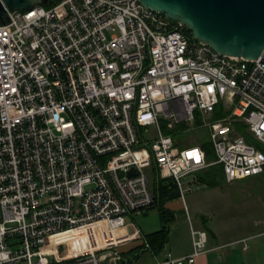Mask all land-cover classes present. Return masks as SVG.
I'll use <instances>...</instances> for the list:
<instances>
[{
  "label": "built area",
  "instance_id": "built-area-1",
  "mask_svg": "<svg viewBox=\"0 0 264 264\" xmlns=\"http://www.w3.org/2000/svg\"><path fill=\"white\" fill-rule=\"evenodd\" d=\"M2 2L0 264H120L129 215L156 203L152 170L183 199L216 163L228 182L264 173V52L223 54L141 0ZM199 126L214 160L176 137ZM94 224L129 236L75 252L57 238ZM192 236L190 254L157 264L209 250L206 229Z\"/></svg>",
  "mask_w": 264,
  "mask_h": 264
},
{
  "label": "crops",
  "instance_id": "crops-1",
  "mask_svg": "<svg viewBox=\"0 0 264 264\" xmlns=\"http://www.w3.org/2000/svg\"><path fill=\"white\" fill-rule=\"evenodd\" d=\"M198 173L186 177L184 199L178 196L165 200L161 204L162 209L156 199V203L142 213L129 215L136 231L127 242L114 248L121 253L126 264H157L167 253H171L173 257L190 254L193 250V227L208 231L209 250L190 264H264V178H247L248 181L242 179L245 181L242 183L245 188H256L257 183L258 187L262 186L257 192L263 197L249 199L237 205L236 209L243 211V216L237 217L234 203L223 205L219 201L222 194L219 185L208 186L201 183ZM152 174L155 182L156 172L152 170ZM154 182L151 187L155 193ZM134 215L142 217L135 220ZM96 225L83 227L87 228L84 233L71 230L76 231L69 242L71 252L104 246L109 242L120 243L129 236L126 228L109 231ZM97 227H102L98 236ZM165 227L169 229V238L163 250L157 252L149 249L147 235ZM70 232L60 234L57 238L66 240ZM139 248L141 249L138 250ZM138 252L140 254L135 258Z\"/></svg>",
  "mask_w": 264,
  "mask_h": 264
},
{
  "label": "water",
  "instance_id": "water-1",
  "mask_svg": "<svg viewBox=\"0 0 264 264\" xmlns=\"http://www.w3.org/2000/svg\"><path fill=\"white\" fill-rule=\"evenodd\" d=\"M11 10H30L48 0H3ZM190 28L199 41L223 54L256 59L264 52V0H141ZM0 15L7 22L0 0ZM130 232L136 228L132 224ZM120 264H126L122 260Z\"/></svg>",
  "mask_w": 264,
  "mask_h": 264
},
{
  "label": "trees",
  "instance_id": "trees-1",
  "mask_svg": "<svg viewBox=\"0 0 264 264\" xmlns=\"http://www.w3.org/2000/svg\"><path fill=\"white\" fill-rule=\"evenodd\" d=\"M57 1L58 0H48V2L45 5L49 7L52 6L54 3H56ZM183 29L192 39L198 40L197 38H195L190 28L184 26ZM202 146L205 148L209 160L216 159V152L214 150L211 140L203 142ZM257 176L264 178V173L259 174ZM198 179L201 183L206 184L208 186H217L222 184L223 182L226 181L223 165L220 163L210 165L209 167L198 173ZM154 191L156 194V199L160 205L165 200L173 199L180 196V192L177 185L172 180H170V178L158 179L156 177V180L154 182ZM161 209H162V205H161ZM168 238H169V229L167 227L147 235L149 249L155 250L157 252H161L165 244L167 243ZM140 249L141 248H139L138 250ZM139 254L140 252L136 254L135 258H137Z\"/></svg>",
  "mask_w": 264,
  "mask_h": 264
},
{
  "label": "rangeland",
  "instance_id": "rangeland-1",
  "mask_svg": "<svg viewBox=\"0 0 264 264\" xmlns=\"http://www.w3.org/2000/svg\"><path fill=\"white\" fill-rule=\"evenodd\" d=\"M176 137L179 139L180 141V145L181 146H190V145H202L203 142L206 141H210V131L208 126H199L198 128H194L192 129V131L189 132H180L176 134ZM258 176H253L250 177L249 179L252 180H256ZM245 181H248L245 180ZM243 180H237L234 182H223L222 184L219 185V189L221 191V195L219 198V201L223 202V205H228L231 202L234 203V207L236 209L237 205L239 204H243V202H245L246 200L249 199H254V198H258V199H262L263 196H261L257 190L262 189V186L258 187V183H257V187L256 188H245L242 186V183L245 182ZM206 190H208L209 188L207 187H203ZM264 198V197H263ZM235 212V216L239 217V216H243V211L242 210H238ZM194 215V214H193ZM137 217H142V215H134V219L137 220ZM87 230V228H81L79 230L80 233H84ZM75 231V232H76ZM74 231L70 232V236L66 238V240H69V242H71V235L73 233H75Z\"/></svg>",
  "mask_w": 264,
  "mask_h": 264
},
{
  "label": "bare ground",
  "instance_id": "bare-ground-1",
  "mask_svg": "<svg viewBox=\"0 0 264 264\" xmlns=\"http://www.w3.org/2000/svg\"><path fill=\"white\" fill-rule=\"evenodd\" d=\"M104 228H105V226H103ZM81 228H83V227H81ZM121 228H124V227H120V228H118V229H115V230H119V229H121ZM78 229H80V228H78ZM106 229H108V228H106ZM75 230H77V229H75ZM109 231H115V230H110V229H108Z\"/></svg>",
  "mask_w": 264,
  "mask_h": 264
}]
</instances>
